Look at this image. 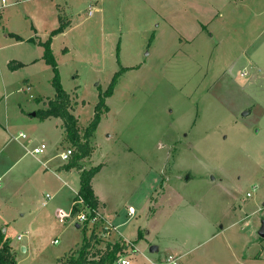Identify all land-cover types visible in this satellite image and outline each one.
I'll return each instance as SVG.
<instances>
[{
    "label": "rangeland",
    "instance_id": "obj_1",
    "mask_svg": "<svg viewBox=\"0 0 264 264\" xmlns=\"http://www.w3.org/2000/svg\"><path fill=\"white\" fill-rule=\"evenodd\" d=\"M7 4L0 12V231L16 264L76 258L91 234L90 253L125 242L120 257L130 264H165L169 256H181L179 264H264V0ZM60 11L69 27L52 55L63 90L79 101L73 112L81 134L98 89L121 67H134L105 100L109 112L91 139L93 157L82 162L102 166L93 185L103 219L86 225L76 212L58 220L59 212L71 215L77 170L60 180L54 166L37 161L60 163L56 155L74 148L54 119L31 126L19 116V103L26 112L37 107L22 91L29 74L32 94L54 99L45 80L51 68L28 65L13 76L6 66L36 56L9 33L51 40ZM19 132L43 142L44 155L30 154L34 144L16 141Z\"/></svg>",
    "mask_w": 264,
    "mask_h": 264
},
{
    "label": "trees",
    "instance_id": "obj_2",
    "mask_svg": "<svg viewBox=\"0 0 264 264\" xmlns=\"http://www.w3.org/2000/svg\"><path fill=\"white\" fill-rule=\"evenodd\" d=\"M59 24V27L51 32V36L61 34L66 27L69 26L68 22L64 23V19H62V17H59ZM9 37L14 38L17 41H22V39L16 35L10 34ZM28 41L33 42L31 39ZM39 45L44 49L42 57L44 62L51 67L53 72L51 86L55 91V98L53 100H47V109L37 111L36 117L41 121H44L49 117H56L62 121L65 139L74 148V151L72 150L73 152L70 160L64 166V169L67 171L74 168L76 170H80L78 163L92 155L93 148L91 147V139L94 137L102 116L109 112V108L106 105L105 100L112 96L118 78L123 73L133 69L134 67H121L118 72L113 74L106 90L102 91L101 89H98V102L94 107L93 117L81 134L78 127V119L70 112V96L63 90L60 83L59 72L50 47L51 40L48 39L44 43H39ZM22 66L23 65L21 63L15 61H11L7 64L10 71H15ZM101 168V165H97L88 170H81L79 172V190L77 192V196L74 197V200H76L77 197L82 199L86 208L90 210L89 218L95 216V212L98 211L99 207V200L94 194L91 181L94 176L100 172ZM86 224H88V222L84 223V225ZM94 236L96 235L91 234L88 243L83 245L81 249L76 252L78 254L76 258H74L73 255H70L59 262H61V264H111L116 261L121 253H123L127 248V243L125 242L113 243L108 244L104 252L96 251L95 253H90L91 240L96 238ZM0 264H16L12 248L4 241V234L2 231H0Z\"/></svg>",
    "mask_w": 264,
    "mask_h": 264
},
{
    "label": "crops",
    "instance_id": "obj_3",
    "mask_svg": "<svg viewBox=\"0 0 264 264\" xmlns=\"http://www.w3.org/2000/svg\"><path fill=\"white\" fill-rule=\"evenodd\" d=\"M1 12V11H0ZM1 14V13H0ZM59 17H62L61 16V11L60 12H57V20H58V23H59ZM62 19H64L63 17H62ZM60 25V24H59ZM69 25V24H68ZM59 27V26H58ZM57 27V28H58ZM68 27L69 26H67L66 27V29L61 33V34H57V35H55L52 39H51V45H50V47H52V52H54L53 51V43L55 42V40H57V38H60V37H63L65 34H66V32H67V29H68ZM206 27V26H205ZM56 28V29H57ZM56 29H54V30H56ZM204 29V28H203ZM206 29V28H205ZM53 30V31H54ZM10 34H12V35H16V36H18V37H20L21 39H22V41H17L16 39H14V38H11L10 37V39L11 40H13V44H24V43H26V44H30L32 47H34L35 49H36V51H35V53H36V56H32V57H30V58H27V60H24V58H20V57H18V58H16V59H14V60H11V61H15V62H19V63H21L23 66L21 67V68H19V69H17V70H15V71H10L9 69H8V71L11 73V75H13V76H15V75H19V74H21L25 69H26V66H28V65H30V66H37V65H39V64H44V65H41L40 66V69H44V70H50V66H48L45 62H44V60H43V52H44V49H43V47L42 46H40L39 45V43H44L45 41H47V40H45V41H42V40H40L38 37H37V33H34V35H35V37H37L36 39H34V38H32V37H23V36H20V35H18V34H16V33H9V35ZM32 40L33 42H29L28 40ZM68 51V49L65 47L64 49H61L60 50V52H61V54L63 53V54H65L66 52ZM60 52H58V53H60ZM53 54H55V53H53ZM11 61H8V62H6V66H7V64L9 63V62H11ZM56 62V61H55ZM58 62H56V65H58L59 66V63L57 64ZM8 68V67H7ZM40 69H37L38 70V72H42ZM51 71H52V69H51ZM52 77H53V72H51V73H48L47 71L45 72V80H47L50 84H51V79H52ZM31 78H32V76H31V74H29V76H28V78L26 77V78H22L21 79V81H22V91L24 92V93H26V94H28V99L29 100H32V101H34L36 104V109L35 110H33V112L31 113V112H26L25 110H24V108H23V105L22 104H18V109H19V116L23 119V120H26V121H28V120H30V121H33V123H29L31 126H35V124H38V125H40V124H44V123H46V122H49V121H51V119H54L55 120V122H56V127H59L60 126V129H61V132H62V136H63V134H64V129H63V124H62V121L59 119V118H54V117H49V118H47L46 120H44V121H41L40 119H38L37 117H36V112L37 111H39V110H45V109H47V100H43V97H36V96H34L33 94H32V90H33V86L35 87V85H36V83L35 82H33V80H31ZM33 79V78H32ZM2 84L5 86V83L2 81ZM55 92V91H54ZM54 98H55V96H54ZM73 98H74V100H73ZM70 100H71V106H72V108L70 109V112L74 115V112L73 111H75V109L78 107V105H79V101H78V99L76 98V97H73V96H70ZM39 106V107H38ZM29 115V117H27ZM75 116V115H74ZM29 118V119H28ZM9 120H10V118H9V116H5V118H4V122H5V124H9ZM7 127V126H6ZM19 133H22V132H19ZM24 134V133H23ZM19 135V134H18ZM18 135H17V137H18ZM24 135H26V134H24ZM17 137H15V140L16 141H23V142H26L27 144H29V145H33L34 144V146L33 147H35V146H37V145H39V144H41V142L40 143H34V141L31 139V138H29L28 137V135H26V139H19L18 140V138ZM43 143V142H42ZM46 149H47V146H46ZM32 150V149H31ZM31 150H30V154H32L31 153ZM45 153V152H44ZM44 153H43V155H44ZM94 154V153H93ZM93 154H92V157H93ZM33 155V154H32ZM40 155H42V154H40ZM59 155V154H58ZM58 155H56V156H58ZM34 156H39V155H34ZM56 156H54V157H56ZM46 157V156H45ZM91 157V158H92ZM57 158V157H56ZM59 158V157H58ZM60 159V158H59ZM86 159H83V160H81L79 163H78V166H79V168H80V170H77V172H78V174H79V172L81 171V170H88V169H90V168H86V166L84 165V164H82V162H84ZM37 161H38V163L39 164H41L43 167H44V169H46V170H50L51 168H50V166H54V170L52 171L54 174H56V176H58L59 178H60V180H61V177H63V178H65L69 173L68 172H70V171H63V169H64V166L67 164V162H63V161H60V163L59 162H57V163H53V157H46V158H43V159H39V157H37ZM53 168V167H52ZM102 169V168H101ZM51 171V170H50ZM56 172H58V173H56ZM59 175H61V176H59ZM97 175V174H96ZM95 177V176H94ZM0 179H1V177H0ZM94 179V178H93ZM93 179H92V181H91V185H92V188H93V191H94V194H95V196L97 197V199L99 200V207L100 208H98V212L100 211L101 212V208H102V205H103V201L101 200V198L99 197V195L97 194V192H96V190H95V188H94V185H93ZM65 184V183H64ZM78 187H79V184H78ZM78 190H79V188H78ZM78 190H76L75 192H74V194H75V196H76V194H77V192H78ZM46 195H48V194H46ZM46 195H45V197H46ZM48 196H50V195H48ZM51 196H50V200H51ZM73 201H74V198H73ZM46 202V204H47V202L48 201H45V200H43L42 201V203H41V205L42 206H44V203ZM100 212L98 213L99 214V216H101V214H100ZM101 218L103 219V216H101ZM76 225H78V228L80 227V225L79 224H75V227H76ZM113 229H114V227H113ZM115 230V229H114ZM22 238V237H21ZM12 246V245H11ZM12 248H13V246H12ZM13 250V249H12ZM158 250V248H156V251ZM25 251V250H24ZM179 257V261H180V259H181V256H178ZM64 260V259H63ZM60 261V260H59ZM58 261V262H59ZM62 261V260H61ZM60 264H61V262H59Z\"/></svg>",
    "mask_w": 264,
    "mask_h": 264
},
{
    "label": "built area",
    "instance_id": "obj_4",
    "mask_svg": "<svg viewBox=\"0 0 264 264\" xmlns=\"http://www.w3.org/2000/svg\"><path fill=\"white\" fill-rule=\"evenodd\" d=\"M7 6H8L7 0H0V11L2 9L6 8ZM88 15L90 16L91 12H89ZM17 138L18 139H26V135H24L23 133H19ZM45 150H46V145L44 143H41V144L33 147L31 150V153L33 155H40V154H43L45 152ZM72 152L73 151L71 149L67 148L65 151H62L58 155V157L60 158L61 161L68 162L70 160ZM0 186H1V179H0ZM76 196H77V194H76ZM249 196L250 195L248 194L247 197H249ZM45 198H46V200H50V196H48V195H46ZM45 205H46V202L44 203V206ZM75 212L77 213L76 222H78L80 224H84L86 222L96 223L100 217L98 214V211H97V212H95L94 217L89 218L90 210L88 208H86L82 199L80 197H77L76 200L73 201L71 215L65 214L63 212L58 213L59 222L63 223L65 221V219L71 218L72 214H74ZM85 212H87V213H85ZM18 239H21V236H18ZM54 243H56V241H54ZM116 264H130V261L127 260L123 256H121V257L119 256V258L116 260ZM165 264H179V257L169 256L166 259Z\"/></svg>",
    "mask_w": 264,
    "mask_h": 264
},
{
    "label": "water",
    "instance_id": "obj_5",
    "mask_svg": "<svg viewBox=\"0 0 264 264\" xmlns=\"http://www.w3.org/2000/svg\"><path fill=\"white\" fill-rule=\"evenodd\" d=\"M244 115H247V113H245ZM76 228H78V225H76ZM259 237H261V238H264V225H262V227H261V229H260V231H259ZM25 249L23 248V251H24ZM150 251L151 252H155L156 251V247L155 246H153V247H151L150 248Z\"/></svg>",
    "mask_w": 264,
    "mask_h": 264
}]
</instances>
